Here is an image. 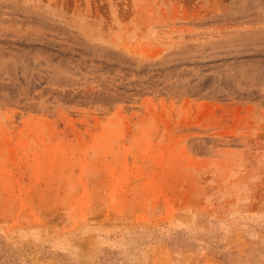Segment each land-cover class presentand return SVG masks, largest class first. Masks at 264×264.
Listing matches in <instances>:
<instances>
[{
    "label": "rangeland",
    "instance_id": "obj_1",
    "mask_svg": "<svg viewBox=\"0 0 264 264\" xmlns=\"http://www.w3.org/2000/svg\"><path fill=\"white\" fill-rule=\"evenodd\" d=\"M0 264H264V0H0Z\"/></svg>",
    "mask_w": 264,
    "mask_h": 264
}]
</instances>
